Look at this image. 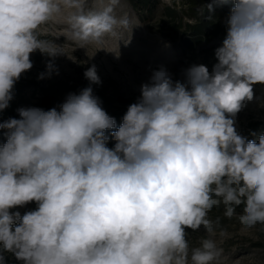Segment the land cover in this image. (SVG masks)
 Returning a JSON list of instances; mask_svg holds the SVG:
<instances>
[{
    "label": "clouds",
    "instance_id": "clouds-1",
    "mask_svg": "<svg viewBox=\"0 0 264 264\" xmlns=\"http://www.w3.org/2000/svg\"><path fill=\"white\" fill-rule=\"evenodd\" d=\"M222 2L233 6L212 72L193 65L181 82L163 67L153 71L112 132L114 148L105 131L115 119L91 87L69 93L58 108L22 107L18 119L0 123L3 252L24 264H221L208 218L214 207L222 204L246 228L264 225V134L248 140L234 119L253 100V86L264 84V0ZM120 5L0 0V112L33 67L31 53L65 54L41 39L49 26L62 23L63 37L78 48L115 39L119 58L131 27ZM84 76L101 82L95 65ZM31 202L36 210L23 216L11 211ZM202 227L208 237L190 247L187 230Z\"/></svg>",
    "mask_w": 264,
    "mask_h": 264
},
{
    "label": "rangeland",
    "instance_id": "rangeland-1",
    "mask_svg": "<svg viewBox=\"0 0 264 264\" xmlns=\"http://www.w3.org/2000/svg\"><path fill=\"white\" fill-rule=\"evenodd\" d=\"M217 1L228 6L227 16H224L227 20L233 5ZM88 2L92 6L95 0ZM180 3L181 0H160L152 13L140 15L129 0H121L118 13L130 18L131 27L122 33L119 58L112 53L116 51L115 39L87 49L78 48L72 40L63 37L62 23L45 28L41 39L63 46L65 54L55 58L39 50L30 54L33 67L20 78L23 81H38L40 89L35 95L29 93L28 97L35 101L37 96L48 92L54 94L58 102H64L69 93L91 87L102 107L116 110L137 103L141 97V85L150 83L153 71L161 67L168 71L173 81L181 82L185 79L186 70L193 65H205L211 73V64L216 58L213 45L223 41L227 33L216 36L212 41L204 40L194 48L185 47L179 36L169 33L168 17L164 13L165 4L179 7ZM49 63L53 65L51 72L48 69ZM93 65L101 81L99 84L91 83L84 76V72ZM29 90L33 92L34 89ZM253 91V100L246 101L234 119L240 135L258 141V137L264 134V84L254 85ZM252 123L255 124L253 127ZM236 211L242 213L239 208ZM224 212L225 208L221 205L208 214L214 228L213 238L223 249L221 264H264V225L246 228L235 216L230 219ZM207 237L203 227L198 231L187 230L190 247H199ZM2 255L4 264H14L15 261L24 264L16 259L14 253L5 252Z\"/></svg>",
    "mask_w": 264,
    "mask_h": 264
},
{
    "label": "trees",
    "instance_id": "trees-1",
    "mask_svg": "<svg viewBox=\"0 0 264 264\" xmlns=\"http://www.w3.org/2000/svg\"><path fill=\"white\" fill-rule=\"evenodd\" d=\"M133 8L140 13H152L160 4V0H129ZM211 6V10H209ZM228 6L219 3L217 0H181L180 6H173L169 4L164 5V13L168 17L167 29L173 36H179L182 39V43L185 47L194 48L200 42L212 41L216 36L227 33V24L224 16H227ZM186 18V19H185ZM223 41L216 42L213 47L215 50L222 46ZM215 58L212 65L217 64ZM30 88H33V92H30ZM40 89V84L36 80L23 81L21 78L16 82L13 89V98L9 102V106L0 112V123L8 120L9 118H19L17 109L37 107L44 110L51 108H58L63 102H58L54 94L44 92L36 97L35 101H32L28 95L31 93L35 95ZM80 93V90L75 92ZM134 103V102H133ZM131 103V104H133ZM129 104V105H131ZM128 106L111 110L102 107L109 116L113 117L116 122V127L105 131V135L108 137L107 147L114 148L116 141L112 138V132L116 131L121 123L123 117L127 112ZM252 127L255 125L251 124ZM6 130H0V144L6 142ZM222 205V204H221ZM221 205L219 207H221ZM214 207L212 210H215ZM37 204L35 202L28 203L24 207H17L12 209L13 212H19L23 216L26 212L36 210ZM243 210V206L238 207ZM0 248V254H4ZM10 253V252H8ZM14 264H19L15 261Z\"/></svg>",
    "mask_w": 264,
    "mask_h": 264
}]
</instances>
